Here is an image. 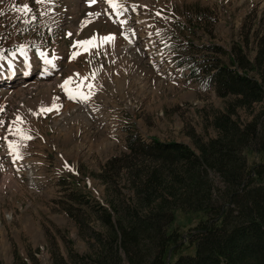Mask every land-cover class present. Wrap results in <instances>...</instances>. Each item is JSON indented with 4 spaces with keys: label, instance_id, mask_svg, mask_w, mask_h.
I'll use <instances>...</instances> for the list:
<instances>
[{
    "label": "rangeland",
    "instance_id": "obj_1",
    "mask_svg": "<svg viewBox=\"0 0 264 264\" xmlns=\"http://www.w3.org/2000/svg\"><path fill=\"white\" fill-rule=\"evenodd\" d=\"M115 3L116 9L105 0L91 6L87 0H0V50L5 57L0 79L9 81V88L0 86V264H67L70 257L85 254L91 234L101 231L99 205L109 209L113 192L124 203L133 196L126 171L117 167L114 174L107 168L129 153V137L147 145L153 140L176 143L197 153L194 141L215 138L213 120L229 107L240 121L249 119L235 97H219L207 82L190 79L185 65L193 60L209 65L211 58L229 64L225 54L245 37L244 54L252 59L264 0ZM25 4L31 11L20 10ZM94 33L115 39L69 59L78 50L73 42ZM21 45L27 64L17 51ZM37 50L48 58L55 52V67L45 66ZM26 70L40 76L21 82L29 75ZM85 76L80 90L91 95L84 102L69 99L58 86L72 77L68 87L75 89ZM53 98L59 110L39 113L41 107H51ZM261 107L253 105L252 110L257 113ZM16 128L31 138L13 134ZM135 160L147 167L152 163ZM67 209L85 223L80 229L84 235Z\"/></svg>",
    "mask_w": 264,
    "mask_h": 264
},
{
    "label": "trees",
    "instance_id": "obj_2",
    "mask_svg": "<svg viewBox=\"0 0 264 264\" xmlns=\"http://www.w3.org/2000/svg\"><path fill=\"white\" fill-rule=\"evenodd\" d=\"M243 40L225 54L229 64L211 58L185 66L190 79L207 82L219 97H235L249 119L240 121L229 107L213 120L215 138L194 141L197 153L129 137V153L107 168L126 171L133 196L124 203L113 192L109 209L99 205L101 231L67 264H264V21L253 34L252 59ZM256 104L262 107L254 113ZM135 158L152 163L136 165ZM64 212L80 232L85 223L72 209Z\"/></svg>",
    "mask_w": 264,
    "mask_h": 264
},
{
    "label": "snow or ice",
    "instance_id": "obj_3",
    "mask_svg": "<svg viewBox=\"0 0 264 264\" xmlns=\"http://www.w3.org/2000/svg\"><path fill=\"white\" fill-rule=\"evenodd\" d=\"M36 3H42L43 0H35ZM89 6L92 5V3L95 2V0H87ZM105 2L109 3V5L113 8L116 9L117 8V4L115 3V0H105ZM135 9V6H133V10ZM23 12L27 13L29 11H31V9H29L28 5H23L21 6V9ZM95 15H99V13H95ZM121 26H123V24L125 23V21H120ZM69 35H71V33H69ZM115 39V36L112 34H109L107 36H97V34H93L92 37L83 40V41H75L73 42L72 47L78 49L77 51H74L71 56L69 57V59H74L76 56L80 55L82 52H89V50L91 48H98V49H102L103 46L108 43H112ZM125 39H127V37L125 36ZM25 46L21 45L17 51L21 53V55L24 57V61L25 64H27V55L26 52L24 50ZM3 50H0V60H4L5 57L2 54ZM37 55L43 59V63L45 66H50V67H55L54 65V60L58 59V57L56 56L55 52L52 53L51 58H48L45 53L40 52L39 50H37ZM97 55H99V52H97ZM8 56H12L13 58H15V53L9 51L8 52ZM9 68L12 67L11 61H7ZM96 72L91 73L92 78L94 79L96 76ZM75 76H79V74H74ZM88 79V76L82 77L80 78V82L77 85V87L75 89H70L68 86L69 84L72 83V77H68L66 78L63 83H61L60 85H58L64 92L65 94L68 96L69 99H79L81 102L86 101L87 99H89V96L91 95V92H89L88 94H85L83 91H81L80 89L82 87H84V81ZM87 87L89 89H91L93 87V85L91 83L87 84ZM57 98H53V103L51 105V107H41L39 109V113H44V112H49L52 110H56L58 111L59 108L58 106L55 104V100ZM37 112H32V115H37ZM17 121H19L20 123H23V121L21 120V118L19 116H17L16 118ZM10 131H13L10 129ZM13 134H18L22 139H30L31 137L27 136L22 129L16 128L13 131ZM9 149L12 151H15V147H14V143H9L8 145Z\"/></svg>",
    "mask_w": 264,
    "mask_h": 264
},
{
    "label": "bare ground",
    "instance_id": "obj_4",
    "mask_svg": "<svg viewBox=\"0 0 264 264\" xmlns=\"http://www.w3.org/2000/svg\"><path fill=\"white\" fill-rule=\"evenodd\" d=\"M116 12H117V11H116ZM138 20H139V19H138ZM136 22H137V21H136ZM131 23H132V24H131ZM131 23L129 24V26L134 24V23H133V20H131ZM129 26H127V27H129ZM137 27H138V26H137ZM141 27H142V26H141ZM125 29H126V28H125ZM139 29H140V28H139ZM127 30H129V29H126V31H127ZM126 31H125V35H124V37L126 36L127 39L129 40V39H130V38H129V34H127ZM126 34H127V35H126ZM16 166H17V167H20V166H18V165H16ZM31 182H32V181H31ZM30 234H31V233H30Z\"/></svg>",
    "mask_w": 264,
    "mask_h": 264
},
{
    "label": "water",
    "instance_id": "obj_5",
    "mask_svg": "<svg viewBox=\"0 0 264 264\" xmlns=\"http://www.w3.org/2000/svg\"><path fill=\"white\" fill-rule=\"evenodd\" d=\"M5 86V85H4Z\"/></svg>",
    "mask_w": 264,
    "mask_h": 264
}]
</instances>
